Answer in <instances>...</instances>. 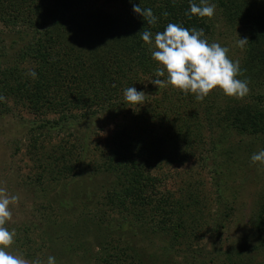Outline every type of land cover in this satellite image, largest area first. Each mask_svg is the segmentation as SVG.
<instances>
[{
	"label": "trees",
	"instance_id": "trees-1",
	"mask_svg": "<svg viewBox=\"0 0 264 264\" xmlns=\"http://www.w3.org/2000/svg\"><path fill=\"white\" fill-rule=\"evenodd\" d=\"M133 2L142 8H151L157 24L149 26L134 14ZM133 2L0 0V20L10 27L20 28L16 32L28 39L21 45L17 57L20 62L31 59L33 63L28 68L0 69V106L5 108L4 100H12L33 114L45 116L52 111L58 116L56 120L30 123L32 151L29 150V154L37 158L40 170L34 180L41 186H51V183L64 186L66 182L63 181L72 183L78 175L87 179L80 180L86 183V190L79 198L99 211L94 216L89 214L93 218H87L89 226L97 233L95 239L100 240L98 244L105 250L100 264H148L130 242H124L125 248L119 249L123 246V232L127 233L130 228L151 234L166 232L174 228L175 221L181 222L183 216H189L188 211H184L187 207L201 204L198 196L189 190H182L178 198L169 191H161L167 179L163 175H152L150 171L164 164L186 162L193 154L188 150L202 142L206 128L213 133L220 129L236 133L258 145L259 152L264 150V95L252 97V103L245 104L241 99H223L222 103L212 92L203 101H197L194 95L171 87L157 89L151 83L152 90L145 92L147 83L144 84V80L155 78L157 64L141 40L145 30L155 33L163 31L168 23H177L189 29H203L209 43H215L214 30L219 24L239 26L245 31L249 44L245 47L246 58L240 64L243 76L238 78L252 81L264 77V0H208L216 5L212 18L189 16L190 0ZM21 34L18 38L24 41ZM30 71L37 73L35 80L27 75ZM131 86L144 91L143 104L126 103L124 92ZM3 110L8 113L7 109ZM102 116L110 120L121 116L124 121L119 122L106 146L99 149L98 157L89 162L86 156L91 152L86 132L71 146L55 145L47 151L43 145L38 147L37 142H45L53 133H69L86 120H91L92 127ZM223 140L225 138L220 137L217 143L220 145ZM36 150L41 156L37 157ZM214 150L212 145V149L199 153L198 157L202 163L212 157L215 201L226 210L228 202L223 180L225 173L233 172L231 166L235 159L227 161L229 166L224 161L218 162ZM99 175L106 179L105 192L100 197L93 185V179ZM42 189L47 192L46 187ZM66 205L68 203H61V209ZM108 212L119 219L108 221ZM254 214L251 223L253 240L259 242L258 247H263L264 191ZM228 217L227 213L216 217L218 220L212 222V232L220 234ZM44 231V240L51 244L56 242L57 237L52 238L48 225ZM190 231L187 238L191 240L194 236L195 239L193 230ZM173 232L176 237L185 236ZM115 236L118 246H110V249H117V252L111 254L108 243L114 242ZM108 239L102 245L101 242Z\"/></svg>",
	"mask_w": 264,
	"mask_h": 264
},
{
	"label": "rangeland",
	"instance_id": "rangeland-1",
	"mask_svg": "<svg viewBox=\"0 0 264 264\" xmlns=\"http://www.w3.org/2000/svg\"><path fill=\"white\" fill-rule=\"evenodd\" d=\"M18 30L20 28L10 27L0 20L1 70L14 66L28 68L33 65L31 59L20 62V58L17 57L21 45L26 43L27 39L24 34L17 33ZM214 31L215 43L227 47L229 58L241 64V60L246 58L244 54H247V50L238 47L237 40L238 37H247L245 31L239 26H224L223 23ZM19 34L25 37L24 41L23 39L20 41ZM144 81V84L147 83L145 92H149L153 88L150 86L151 81L149 79ZM248 87L249 92L243 98L227 97L218 89L212 94L222 103L223 99L232 101L241 99L243 103L249 104L252 103V97L264 95V77L248 81ZM4 103L5 108L0 106V187L9 194L19 197L18 202L11 206L12 220L5 225L9 231L15 232L14 244L9 251L22 256L28 264H33L35 260L47 264L49 256L55 257L56 264H100V257L105 250L98 244L100 240L95 239L97 233L88 224L90 223L88 218H93L99 211L79 198L81 192L86 190L84 187L86 183H81L80 180L87 179L78 175L72 183H69V180L63 181L66 182L64 186L59 183L41 186L34 180L40 170L37 158L29 154L30 123L43 119L56 120L58 116L52 111H48L45 116L33 114L12 100H4ZM3 109H7L8 113L5 114ZM123 121L121 116L114 120L102 116L91 127V120H86L85 124L75 126L69 133H53L48 140L39 141L37 144L38 147L43 145L42 148L46 151L55 145L71 146L76 143V138L86 132L89 135L91 152L86 156L89 162L98 157L99 149L106 146L113 132L117 130L119 122ZM71 134H74V137ZM220 137L225 140L219 145L217 142ZM201 141L195 143L193 149L188 150L193 154L189 155L183 164H164L161 168L150 171L152 175H163L167 179L165 185L160 188L161 191H169L175 195L174 198H178L182 195V190H189L188 192L191 191L195 197L198 196L201 204L187 207L184 211H188L189 216L182 217V225L181 222L175 221L174 228L166 232L151 234L130 228L127 233L123 232L121 237L123 246L119 249L125 248L124 242L125 244L130 242L148 264H264V246L258 247L259 242L253 240L251 231L252 219L260 195L264 191V164L259 162L253 164L250 159L253 154L259 152L258 145H254L249 138L240 137L228 130L227 133L221 129L213 133L207 128L203 131ZM212 145L216 149L214 153L218 162L224 161L229 166L230 162L227 161L230 158L235 159L231 166L233 172L225 173L223 180L229 211L215 201V176L211 174L212 157L207 163L199 161L198 154L212 149ZM36 155L41 156L40 151L36 150ZM105 181L104 175L93 179L99 197L105 192L103 188ZM193 186L195 188L190 189ZM44 187L47 192L43 191ZM187 196L188 193L184 195L185 198ZM61 203L68 205L61 209ZM226 213L229 217L224 220L221 233L212 232L214 227L212 222L218 220L216 217H223ZM89 214L93 216L90 217ZM107 218L108 221L112 218L117 220L119 216L108 212ZM128 219L132 220V217L128 216ZM147 224L150 225L149 222ZM46 225L51 229L49 233L52 238L57 237L56 242L52 244L43 239L46 238L44 231ZM184 227L186 230H183ZM173 230L185 236L176 237ZM190 230H193L195 239L194 236L191 240L187 238ZM114 238V242L108 243L111 254L117 252V249H110V246L117 245L115 240L118 238L117 236ZM107 241L109 239L101 242L102 245Z\"/></svg>",
	"mask_w": 264,
	"mask_h": 264
},
{
	"label": "clouds",
	"instance_id": "clouds-1",
	"mask_svg": "<svg viewBox=\"0 0 264 264\" xmlns=\"http://www.w3.org/2000/svg\"><path fill=\"white\" fill-rule=\"evenodd\" d=\"M133 2V0H130ZM132 11L143 18L149 26L157 24V17L151 8H142L133 2ZM216 5L208 0H190L189 16L212 18ZM167 16V13H164ZM141 40L148 46L151 58L157 64L151 84L157 89L171 87L185 94L194 95L197 101H203L214 90H220L227 97L243 98L249 92L248 80L240 79L243 71L239 61L229 58L227 47L219 43H209L203 29L185 28L177 23H168L163 31L153 33L145 30ZM249 44L248 38H239L237 45L244 49ZM27 75L35 80L37 73ZM163 77V79H161ZM145 93L135 87H128L124 92L126 103L141 105ZM253 164H264V150L251 156ZM19 200L0 187V264H28L22 256L15 255L9 249L14 244L15 232L5 226L12 220L11 206ZM33 264H43L40 260ZM47 264H56L53 256L47 258Z\"/></svg>",
	"mask_w": 264,
	"mask_h": 264
}]
</instances>
